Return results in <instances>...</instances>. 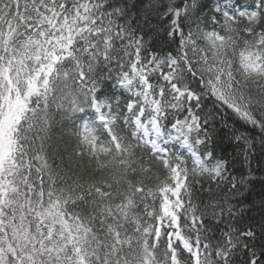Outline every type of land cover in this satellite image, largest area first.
Returning <instances> with one entry per match:
<instances>
[{
	"label": "snow or ice",
	"instance_id": "snow-or-ice-1",
	"mask_svg": "<svg viewBox=\"0 0 264 264\" xmlns=\"http://www.w3.org/2000/svg\"><path fill=\"white\" fill-rule=\"evenodd\" d=\"M256 160L264 0H0V264H264Z\"/></svg>",
	"mask_w": 264,
	"mask_h": 264
},
{
	"label": "trees",
	"instance_id": "trees-1",
	"mask_svg": "<svg viewBox=\"0 0 264 264\" xmlns=\"http://www.w3.org/2000/svg\"><path fill=\"white\" fill-rule=\"evenodd\" d=\"M228 151L230 153L231 149L229 148ZM262 166H264V162H261L258 160L253 162L254 173L257 176H259L261 174ZM260 191H261V189H260L259 183L257 182V184L252 188V192H253L252 199L256 200L257 202H259L260 197L258 195H256V193H258Z\"/></svg>",
	"mask_w": 264,
	"mask_h": 264
}]
</instances>
